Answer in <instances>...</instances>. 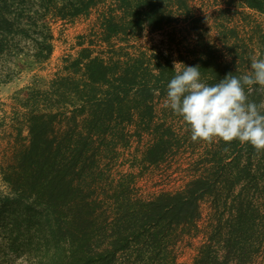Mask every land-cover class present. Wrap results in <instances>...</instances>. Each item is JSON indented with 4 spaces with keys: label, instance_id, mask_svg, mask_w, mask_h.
Listing matches in <instances>:
<instances>
[{
    "label": "trees",
    "instance_id": "1",
    "mask_svg": "<svg viewBox=\"0 0 264 264\" xmlns=\"http://www.w3.org/2000/svg\"><path fill=\"white\" fill-rule=\"evenodd\" d=\"M103 1L0 0V65L23 57L37 63L48 61L55 39L50 15L61 20L87 15ZM113 2L101 16L103 44L113 48V41L119 39L130 45L145 29L161 32L186 22L201 39L200 48L187 59L182 57V62L186 66L199 65L201 79L209 85L228 73L246 74L252 58H264V25L250 23L248 30L231 25V6L216 10L218 46L205 40L209 29L202 24L204 18L193 0ZM233 3L264 14V0ZM92 45L81 42L78 56L65 67L67 74L57 76L47 88L35 86L16 96L24 109L22 119L28 137H23L22 127L17 129L18 147L13 160L1 167L9 193L0 195V264L9 254H24L29 261L37 258L38 264H169V235L172 231L182 233L186 227L197 233L201 202L209 194L217 203L218 185L229 195L241 186L231 203L235 216L228 253L223 260L218 254L212 258L209 252L203 253L199 264H230L232 248L237 247L234 237L247 233L257 222L252 202L246 205L248 197L243 196L264 195V151L257 152L239 141H219L211 171L207 168L196 174L183 191L165 192L150 201H134L124 191L115 192L117 209L111 220L108 211L99 212L100 203L95 197L100 146L107 134L118 135L113 127L136 118L151 129L156 92L159 106L166 99L168 82L176 74L175 62L171 56L161 54L153 64L144 52L139 56L127 52L107 60L95 55ZM248 96L258 105L264 104L259 86H253ZM167 112L163 108V119H167ZM183 124L184 142L191 141V133ZM155 130L158 136L146 159L161 164L174 146L175 133L165 124H158ZM176 141L181 143L180 139ZM125 254L128 258L123 259Z\"/></svg>",
    "mask_w": 264,
    "mask_h": 264
},
{
    "label": "rangeland",
    "instance_id": "2",
    "mask_svg": "<svg viewBox=\"0 0 264 264\" xmlns=\"http://www.w3.org/2000/svg\"><path fill=\"white\" fill-rule=\"evenodd\" d=\"M234 1L193 0L198 14L204 18L202 24L209 29V35L205 40L211 45L220 46L215 40L214 29L218 8L231 6L228 23L233 26L247 27L248 30L251 24L264 25V14L243 9L237 3H233ZM113 4V0L103 1L92 7L89 14L66 20L50 15L55 36L51 58L46 62L37 63L31 58L23 57L11 59L0 65V195L9 193L1 175V167L13 160L18 147L15 138L17 129L22 127L23 137H28L27 127L22 119L24 109L17 103V94L35 86L44 85L43 87L47 88L57 76L67 74L65 67L78 56L82 49L81 42H85L87 46L92 43L95 55L99 54L107 60L117 59L127 52L133 56H139L144 52L153 64L158 61L157 58L161 54L171 56L175 63H183L182 57L187 59L196 48H200L201 38L198 32L186 22L173 24L161 32L145 29L140 38L131 40L130 45L115 39L113 41L115 49L103 44L101 16ZM242 34L245 35L244 32ZM261 90L264 92V89ZM155 96L157 106L151 129L146 122L136 118L132 122L113 127L112 130L118 132V135L107 134L104 145L100 146L95 168L96 174L99 175V179L94 182L95 197L100 203L99 212L108 211L111 220L117 209L115 192L124 191L134 201H150L165 192L176 193L185 190L196 174L205 172L207 168L211 171L213 167L211 162H214L212 158L217 142L208 144L205 142L193 144L192 140L184 142L183 121H180L171 109L165 107V99H162L158 106V91ZM163 108L168 109L167 119H163L165 118ZM158 124L172 128L175 133L174 146L168 151L165 161L161 164H152L147 161L146 154L157 139L155 128ZM177 139H180L181 143H178ZM99 144L100 139L97 140V145ZM240 189L241 186L229 195L222 185H218L215 192L219 198L217 203L214 196L206 195L201 202L202 216L197 233L192 231L191 227H186L182 233L178 231L180 235L177 231H172L169 235L166 250L169 264H199L203 253L207 254L206 252H209L212 258L216 254L220 260L225 258L228 253L230 226L235 216L231 211V203L236 200ZM243 197H248L245 199L246 205L252 202L257 222L253 227L250 225L247 233L242 232L234 237L237 247L232 248L230 264H264V195L258 193ZM226 202L229 203L227 207ZM1 253L3 254L2 250ZM145 257L147 258V255ZM122 258H128V255ZM1 262L38 264V259L29 261L24 254L18 256L9 254V257H4Z\"/></svg>",
    "mask_w": 264,
    "mask_h": 264
},
{
    "label": "clouds",
    "instance_id": "3",
    "mask_svg": "<svg viewBox=\"0 0 264 264\" xmlns=\"http://www.w3.org/2000/svg\"><path fill=\"white\" fill-rule=\"evenodd\" d=\"M174 69L165 107L182 118L193 142L239 141L264 151V104L248 96L253 86L264 89V58H252L246 74L228 73L212 85L201 79L199 65L175 63Z\"/></svg>",
    "mask_w": 264,
    "mask_h": 264
}]
</instances>
